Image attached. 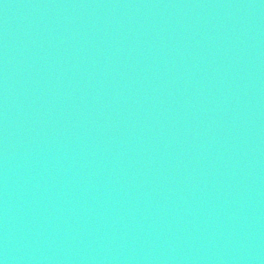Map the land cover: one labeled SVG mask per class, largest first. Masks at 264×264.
Returning <instances> with one entry per match:
<instances>
[{"label": "water", "instance_id": "95a60500", "mask_svg": "<svg viewBox=\"0 0 264 264\" xmlns=\"http://www.w3.org/2000/svg\"><path fill=\"white\" fill-rule=\"evenodd\" d=\"M0 264H264V0H0Z\"/></svg>", "mask_w": 264, "mask_h": 264}]
</instances>
